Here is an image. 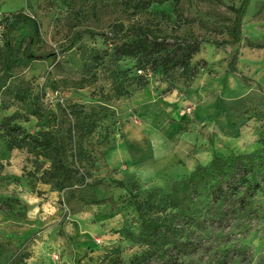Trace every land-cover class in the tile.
Returning a JSON list of instances; mask_svg holds the SVG:
<instances>
[{
	"label": "rangeland",
	"instance_id": "1",
	"mask_svg": "<svg viewBox=\"0 0 264 264\" xmlns=\"http://www.w3.org/2000/svg\"><path fill=\"white\" fill-rule=\"evenodd\" d=\"M150 1L0 0V120L15 115L31 134H65L77 116L94 128L73 137L76 182L62 191L40 180L46 159L8 151L0 134V264L21 254L26 264H126L143 250L134 201L167 193L213 155L262 153L264 0L249 1L239 42L222 46L213 43L231 40V7L241 0ZM16 13L37 21L38 38L11 26ZM131 27L199 41L194 75L136 74V60L116 61L113 37ZM227 224L197 232L209 250L184 264H219L227 248L226 264H264V190L249 216Z\"/></svg>",
	"mask_w": 264,
	"mask_h": 264
},
{
	"label": "trees",
	"instance_id": "2",
	"mask_svg": "<svg viewBox=\"0 0 264 264\" xmlns=\"http://www.w3.org/2000/svg\"><path fill=\"white\" fill-rule=\"evenodd\" d=\"M166 1L151 0L150 3L163 4ZM249 1L241 0L238 7H231L234 15L231 40L213 45H235L239 42L242 17ZM10 18L11 26L19 23L27 25L38 38L39 24L35 19L22 13L12 14ZM113 38H117L118 42L114 43L112 49L113 58L116 61L126 58L136 60L139 68L136 74L149 67L151 71L158 68L179 69L185 76L194 75V71L189 69V62L200 49L197 40L177 39L170 43L143 27H131L124 34ZM26 49L30 56L29 44ZM71 49L72 45L63 52ZM31 57L44 60L43 56ZM236 62V57L230 59L231 73L236 72ZM16 95L19 101L23 100L22 93ZM59 129L31 134L16 123L15 115L0 120V134L7 150H26L46 159L49 167L43 171L40 180L62 191L76 182L77 171L68 162L73 137L83 140L92 134L94 128L93 124L87 125L77 116L65 134ZM263 190L264 149L256 155H213L208 166L196 165L167 193L161 195L152 192L144 200L134 201L140 221L138 239L143 250L126 264H184L186 258L209 250L202 247V242L196 238L197 232L214 225L228 226L227 223L236 218L249 216L253 200ZM1 208L9 212L6 204H1ZM221 242L226 245L228 241ZM232 251L231 248L225 249L219 264H226V258ZM25 259L26 255H17L8 264H26ZM117 263L121 264L120 260Z\"/></svg>",
	"mask_w": 264,
	"mask_h": 264
},
{
	"label": "built area",
	"instance_id": "3",
	"mask_svg": "<svg viewBox=\"0 0 264 264\" xmlns=\"http://www.w3.org/2000/svg\"><path fill=\"white\" fill-rule=\"evenodd\" d=\"M137 73H138V74H142V72H141V71H138Z\"/></svg>",
	"mask_w": 264,
	"mask_h": 264
}]
</instances>
